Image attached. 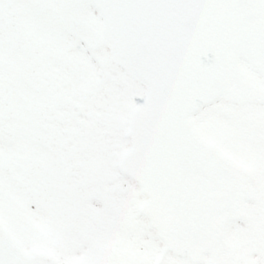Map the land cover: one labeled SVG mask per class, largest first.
Here are the masks:
<instances>
[{
    "label": "snow or ice",
    "instance_id": "snow-or-ice-1",
    "mask_svg": "<svg viewBox=\"0 0 264 264\" xmlns=\"http://www.w3.org/2000/svg\"><path fill=\"white\" fill-rule=\"evenodd\" d=\"M0 264H264V0H0Z\"/></svg>",
    "mask_w": 264,
    "mask_h": 264
}]
</instances>
